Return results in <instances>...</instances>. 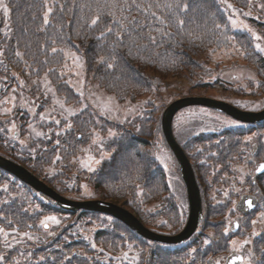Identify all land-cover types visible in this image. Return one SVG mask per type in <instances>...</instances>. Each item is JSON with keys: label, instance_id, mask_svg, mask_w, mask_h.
<instances>
[{"label": "rangeland", "instance_id": "1", "mask_svg": "<svg viewBox=\"0 0 264 264\" xmlns=\"http://www.w3.org/2000/svg\"><path fill=\"white\" fill-rule=\"evenodd\" d=\"M11 1L0 0V155L70 201L111 203L157 236H179L190 206L163 113L187 97L264 110V51L255 47L264 49V0H213L218 15L195 4L198 22L160 28L150 43L130 47L147 79L115 78L113 84H101L100 58L89 62L79 44L51 46L47 34L45 44L16 39ZM215 25L230 33L217 49L211 46L218 37ZM157 52L166 61L155 60ZM191 56L195 63L179 76L151 85V72L144 74L152 64L186 65ZM104 85H116L121 94ZM172 133L190 163L203 208L201 224L188 239L149 240L122 219L62 207L0 168V264H227L234 253L243 258L238 264H250L254 239L264 233V206L242 214L237 205L246 194L264 199V173L254 179L264 163V120L243 122L194 105L174 115ZM49 216L58 223L45 221Z\"/></svg>", "mask_w": 264, "mask_h": 264}, {"label": "trees", "instance_id": "2", "mask_svg": "<svg viewBox=\"0 0 264 264\" xmlns=\"http://www.w3.org/2000/svg\"><path fill=\"white\" fill-rule=\"evenodd\" d=\"M16 1L12 0L10 6L15 37L17 35L21 39L23 36L32 37L33 40H42V43L45 44L43 35L47 34V44L52 43L51 46L57 43V46L65 48L72 42L79 44L81 47L78 46L84 51L89 62L100 58L96 73L101 84H113L115 78L122 81L146 78L145 75L143 76V72L135 66L133 56L135 49L130 47L136 43H150L151 36L157 35L160 28H171L174 24L178 26L181 24L180 21H183L186 27L198 22L201 14L198 11H191L193 8L199 9L201 5V8L208 9L210 7L214 14H220L218 7H214L213 0H53L51 3L48 0ZM197 3H199L198 7L195 5ZM113 4L115 7H112ZM169 4L173 7L166 6ZM177 4H179V10L176 8ZM186 4L188 7L185 10ZM48 8L54 11L50 16L51 22L42 27V16ZM221 14L225 18L223 12ZM154 17L165 22L164 26L157 23ZM93 19H97L95 25L92 24ZM166 25L168 27H165ZM109 28H111L110 32ZM144 29H146V33ZM213 30L218 34V37L216 43H212L211 46L217 49L222 47L221 37L228 39L230 33L227 29L226 32L229 35H225L222 30L216 28V25ZM209 32L212 35L210 29ZM53 33H56L57 36ZM26 38L22 40L24 41ZM189 46L193 45L189 44ZM166 47L171 50L174 48L173 43L169 41L166 42ZM175 50L188 53L183 48H175ZM194 52L196 53V49ZM158 59L162 62L166 61L165 58L159 56V52H157L155 60ZM169 60L167 61L169 62ZM190 63H195L193 56L188 64L183 65L182 63L183 66L173 60L162 67L152 64L151 67L148 66V70L144 74L147 71L151 72L152 76L148 78V81L154 85L163 79L179 76L186 69H190ZM109 64L112 65L111 68L108 67ZM106 87L117 95L121 94L116 85ZM260 202L262 208L264 199ZM254 244L256 255L252 257L250 264H264V233L254 239ZM250 251L249 248H246L247 253Z\"/></svg>", "mask_w": 264, "mask_h": 264}, {"label": "water", "instance_id": "3", "mask_svg": "<svg viewBox=\"0 0 264 264\" xmlns=\"http://www.w3.org/2000/svg\"><path fill=\"white\" fill-rule=\"evenodd\" d=\"M194 105L205 106L214 110L222 111L232 116L233 118L243 122L260 123L264 120V110L257 113L245 112L233 107L229 103L218 100H212L208 98H194V97L182 98L173 102L171 105H169L166 108V110L163 113L162 127L167 142L169 143L170 147L172 148L173 152L175 153L177 159L180 162L182 176L187 188V195L190 206V216L186 224V227L183 230V232L176 237H163V236L160 237L152 232H149L129 212L111 203H107L103 201H88V202L70 201L62 197L61 195L54 193L46 185H44L36 176L30 173L23 166H20L17 163L1 155H0V168L15 175L21 181L36 188L39 192L51 196L53 199L56 200L57 204L62 207L68 206L72 210L86 209L90 211H97L100 213L108 214L115 218L124 220L132 228V230H134L136 233H138L140 236H143L144 238H147L149 240L159 239L167 244H174L177 242L179 243L183 240L188 239L192 235V233L197 229L201 221L202 209H201V201H200V192L196 183L195 176L193 174L190 163L188 162L187 158L184 156L183 151L181 150L180 146L178 145V143L176 142L173 136L172 121L174 115L180 109ZM263 172L264 171L258 172L256 170L257 175ZM249 200L252 202L251 207H249L248 205ZM257 204L258 201L255 197L251 195H245L241 198L240 202L238 203L237 209L244 214H249L256 208ZM236 257H241V256L239 254L234 253L228 258L227 264H238L242 262V259H235Z\"/></svg>", "mask_w": 264, "mask_h": 264}, {"label": "snow or ice", "instance_id": "4", "mask_svg": "<svg viewBox=\"0 0 264 264\" xmlns=\"http://www.w3.org/2000/svg\"><path fill=\"white\" fill-rule=\"evenodd\" d=\"M166 6L169 7V8L173 7L171 4L166 5ZM112 7H115V4H113ZM187 7H188V5L186 4V5H185V10L187 9ZM229 7H231V5H229ZM176 8H177V10H179V4L176 5ZM5 12H7V8H5ZM49 12H51V9H48V12H46V13L44 14V15H45V19H44V23H45V24L48 23V19H47V17H48ZM153 15H154V14H153ZM156 19H159V18L157 17ZM96 23H97V19H93V20H92V24L95 25ZM180 23L183 24V21H180ZM245 27H247V26H245ZM108 31L110 32V31H111V28H109ZM253 35L255 36L254 33H253ZM255 38H256L257 40L260 39V37H258V36H256ZM255 47H256L257 49L261 50V51H264V49H261V45H260L259 43H257V44L255 45ZM52 52H53V53L57 52V49L53 48V49H52ZM16 55L19 57L21 54H20L19 52H17ZM108 67L111 68L112 65L109 64ZM57 123H59V122H57ZM69 127H70V125H69ZM256 170H257L258 172H260V171H264V163H261V164L259 165V167H258ZM248 205H249V207L252 206V202H251L250 200L248 201ZM47 220H51V221H54V222H57V223H58V221H56V218H55V217H52V216L45 217V221H47ZM45 221H41V223L43 224V226H44L45 228H47L48 225H47V223H45ZM0 231H3V229H0ZM225 231L227 232V229H226ZM24 235H27V233H25ZM253 235H255V233H253ZM206 242H207V241H206ZM245 243H247V242H245ZM93 247H94V245H93ZM4 259H5V257L0 256V261H3ZM66 259H67V257H66ZM235 259H242V258H241V257H236Z\"/></svg>", "mask_w": 264, "mask_h": 264}]
</instances>
